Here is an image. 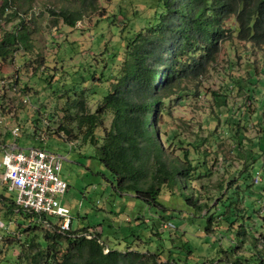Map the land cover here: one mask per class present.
<instances>
[{"label": "rangeland", "instance_id": "374dc122", "mask_svg": "<svg viewBox=\"0 0 264 264\" xmlns=\"http://www.w3.org/2000/svg\"><path fill=\"white\" fill-rule=\"evenodd\" d=\"M32 2L33 19L36 21L34 52L44 56L50 65L56 61L57 72L49 83L44 79L47 72L26 76L23 70H19L20 78L31 88L29 97L33 106L25 104L19 108L16 122L20 124L21 131L17 144L19 147L42 145L64 156L60 177L67 181L68 187L62 195V202L70 210L72 229L90 226L85 232L86 237H90L89 232L101 233L104 252L110 246H118L125 252L136 247L146 257L148 251L144 241L125 247L123 241L118 242L116 238L122 236V225L126 224L130 209L132 215L139 212L147 219L150 217L149 208L127 193H122L120 199L117 197L115 200L116 196L111 193L106 180L108 172L94 156L93 146L83 144L76 130L72 129V135L69 136L65 130L59 129V125L75 127L65 116L62 107L67 95L73 97L74 90L80 93L88 82H81L79 73L74 71L79 65L86 66L91 60L93 63L100 61L101 65L109 64L110 54L104 51L102 44L107 42L109 47L116 46L131 35L132 31H127L122 14L133 17L134 28L138 29L143 24L138 13L146 12L148 0H96L94 8H84L82 18L71 31L50 10L56 13L62 6L81 7L79 0ZM116 2L123 4L125 10L112 19L114 23H110V14L119 11L114 6ZM15 21L6 23L1 18L0 35L3 29H10ZM95 25V29L87 30V27ZM232 43L233 49L226 43L221 46L216 62L195 83L198 92L176 101L169 108V116L163 113L156 122L157 138L163 158L168 162L184 160L183 146L186 142L196 144L198 149V153L190 157L191 163L198 167L189 178H185L189 184L185 192L202 205V210H195L192 203L180 198L177 193L162 194L160 198L170 208L171 219L162 220L158 231L184 232L197 253L189 258V263L203 260L204 264H264V239L260 235L264 233V152L258 149L264 147V48H251V54L247 56L245 52L251 47L249 43L236 40ZM109 50L114 51L112 48ZM14 61L17 65L21 63L16 53ZM13 69L9 63L1 67L5 74L11 73ZM45 69L41 70L44 72ZM243 76L245 78L242 79ZM63 91H66L64 96H59ZM86 92L88 95V90ZM86 101L90 109H94L99 97L88 95ZM37 108L46 115L48 125L43 123ZM37 119L38 133L41 132V135L32 136ZM8 121L11 122L10 119ZM109 121L110 117L106 120L107 125ZM76 133L78 138L74 139ZM240 137L241 144L238 142ZM7 141L11 139L7 138ZM250 147L258 151L256 162H252ZM255 166L263 170V175L256 183L252 178ZM229 179L232 181L227 186ZM0 193L7 198L13 197L1 186ZM113 199L121 209L117 215L110 211L112 208L109 205ZM6 201L0 200V264H28L27 258L36 246H29L25 240L28 232L25 229L31 218L26 216L28 213L14 211V206H7L9 202ZM49 217L54 223L58 221L56 217ZM165 222H171V225L165 227ZM35 223L38 225L32 229L36 241L41 239L45 231H52L44 223ZM130 230L127 228L123 233L127 234ZM255 230L258 232L254 233ZM141 240H145V237ZM28 252L29 256L24 257Z\"/></svg>", "mask_w": 264, "mask_h": 264}, {"label": "trees", "instance_id": "16d2710c", "mask_svg": "<svg viewBox=\"0 0 264 264\" xmlns=\"http://www.w3.org/2000/svg\"><path fill=\"white\" fill-rule=\"evenodd\" d=\"M79 1L82 5L78 8L62 6L56 13L55 10H50L68 31L76 28L77 21L84 14V8H94L96 0ZM32 5V0H2L0 6L4 22L16 19L11 28L3 29L0 35V77L5 75L1 70L2 65L9 63L12 69L15 68L12 73L18 75L22 90L27 93H30L31 88L20 78L19 70H23L26 76L47 72L44 79L49 83L57 72L56 61L50 65L44 56L34 52L33 33L36 21L33 19ZM122 5L118 2L114 4L119 11L110 14V23H114L112 19L125 10ZM147 7L144 14L142 11L138 13L143 21L138 29L134 28L133 17L122 14L127 31H132L131 35L123 38V43L110 47L107 42L102 44L104 51L110 54L109 64L101 65L100 61L93 63L91 60L86 66L79 65L74 71L79 73L81 82H88L80 93L74 90L73 97L67 95L62 107L66 112L65 116L75 127L61 124L59 129L65 130L69 136L72 135V129L76 130L81 135L83 144L93 146L94 156L108 172L106 180L111 193L116 196L115 200L122 193H127L149 208L150 217L147 219L139 212L132 215L130 209L125 219L126 224L122 225V236L116 238L118 242L123 241L125 247L144 241L148 254L144 257L136 247L125 252L118 246H110L104 252L101 233L89 232L92 235L86 237L85 232L90 226L60 231L59 221L54 223L46 216L39 219L33 212L20 209L17 212L28 213L30 215L26 216L31 218L25 229L28 231L25 240L29 246L36 245L34 251H30V257V252L24 256L28 257V264L205 263L203 260L187 262L197 253L182 230L172 233L167 230L158 231L162 220L171 219L170 208L160 201L162 194L177 193L180 198L192 203L197 211L202 210V205L185 192V187L189 186L185 178H189L198 167L191 163L190 158L198 153L196 144L186 142L183 146V161L168 162L163 158V150L157 138L156 122L163 113L169 116V108L176 101L198 92L195 83L216 62L224 43L231 49L235 48L232 43L234 40L249 43L251 47L245 52L247 56H250L251 48H264V0H148ZM95 27L97 25L87 27V30ZM15 53L21 58L19 65L14 61ZM44 67L46 69L43 72L41 69L44 70ZM85 89L89 96L99 97L94 109L87 105L88 95L85 94ZM65 92L59 96H64ZM19 108L11 113L5 110L8 120L16 122ZM56 110L57 107L53 111V117ZM37 112L41 118L46 117L40 108H37ZM108 117L110 121L107 125ZM37 121L38 119L32 136L37 132ZM77 133L73 135L74 139L78 138ZM241 139L240 137L238 141L240 144ZM258 149L264 152V147ZM249 151L252 162H256L259 158L258 151L251 147ZM251 165L253 167V163ZM253 171V180L256 172L260 178L263 175L261 167L255 166ZM231 181L229 179L226 185L231 184ZM254 182L256 183L255 180ZM114 199L109 206L112 208L110 211L117 215L121 209L115 205ZM0 200H7V206H14L15 211L12 196L7 198L0 193ZM241 216L243 217L242 214ZM43 218L48 220V228L52 231H45L41 239L36 241L32 228L38 225L35 221L43 224ZM170 223L165 222L163 225L166 227ZM127 228L131 230L124 234L123 231ZM256 232L258 230L254 231ZM260 235L264 239V233ZM143 237L145 240H141Z\"/></svg>", "mask_w": 264, "mask_h": 264}, {"label": "built area", "instance_id": "2783aa9c", "mask_svg": "<svg viewBox=\"0 0 264 264\" xmlns=\"http://www.w3.org/2000/svg\"><path fill=\"white\" fill-rule=\"evenodd\" d=\"M29 95L22 90L16 73L0 77V186L13 194L16 211L33 212L39 219L41 216L56 217L58 230L68 231L72 217L69 208L62 202L68 183L60 177L64 156L42 145L19 147L17 139L21 127L16 122L9 123L5 113V110L11 113L21 105H32ZM42 120L48 125L46 117ZM36 131L35 134L38 129ZM38 134L41 135V132ZM69 144L72 145V142ZM254 180H260L257 172ZM42 221L50 226L47 219Z\"/></svg>", "mask_w": 264, "mask_h": 264}, {"label": "bare ground", "instance_id": "6f19581e", "mask_svg": "<svg viewBox=\"0 0 264 264\" xmlns=\"http://www.w3.org/2000/svg\"><path fill=\"white\" fill-rule=\"evenodd\" d=\"M70 142V141H69ZM73 145V144H72ZM72 145H70V146H72Z\"/></svg>", "mask_w": 264, "mask_h": 264}]
</instances>
